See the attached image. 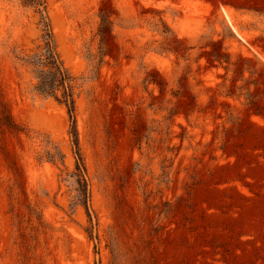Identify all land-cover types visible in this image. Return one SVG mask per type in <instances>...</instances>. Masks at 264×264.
<instances>
[{
  "label": "rangeland",
  "instance_id": "1",
  "mask_svg": "<svg viewBox=\"0 0 264 264\" xmlns=\"http://www.w3.org/2000/svg\"><path fill=\"white\" fill-rule=\"evenodd\" d=\"M43 1L77 78L90 209L69 207L78 149L67 107L32 100L9 68L2 90L32 138L0 133V264H17L5 147L24 168L30 200L72 241L68 256L55 239L50 256L42 245L41 264H264V0ZM21 4L0 0V39L39 51V14ZM98 29L115 38L96 79L87 56ZM146 131L157 142L143 158ZM47 135L65 165L38 160ZM93 224L99 239L86 232Z\"/></svg>",
  "mask_w": 264,
  "mask_h": 264
},
{
  "label": "trees",
  "instance_id": "2",
  "mask_svg": "<svg viewBox=\"0 0 264 264\" xmlns=\"http://www.w3.org/2000/svg\"><path fill=\"white\" fill-rule=\"evenodd\" d=\"M23 7H29L39 14V27L41 29V38L43 48L39 51H25L16 41L6 36L0 39V133L21 138L25 134L32 138L26 127L18 123L11 111L10 105L2 90V82L5 80L6 72L12 69L22 85V92L29 95L32 100L40 98L42 100L54 99L65 104L72 122L71 133L73 142L78 149V158L75 172L68 174L69 177H75V185L70 199V210L75 213L78 206H84L90 209L91 192L89 189V180L87 169L82 161L80 152V141L77 127L76 113V83L77 78L70 72L61 60L57 49L56 41L51 25V20L46 10V4L43 0H22ZM114 29L103 31L98 29L94 34L97 39L98 49L91 51L90 66L98 78L101 66L105 63L106 57L111 55L108 52L110 38ZM129 40H126L128 42ZM114 42V41H113ZM112 42V43H113ZM107 47V48H106ZM222 63L221 57L215 59ZM156 83L155 80H148V83ZM4 83V82H3ZM159 84V83H158ZM161 87V84H159ZM175 112L171 113V117ZM170 117V118H171ZM162 120L153 119L154 123L161 125L162 121L169 120V117H162ZM154 131V130H152ZM151 131V132H152ZM157 130L158 134L162 133ZM151 132L146 131L138 134L137 143L142 157H147L153 152L154 144L157 142ZM167 136L171 134V124L168 125ZM4 149L5 161L8 162V168L12 173L7 186V197L9 200V214L12 221V232L9 237V251L16 259L17 264H41L39 261L41 254L39 249L44 246L48 250L47 256H50L49 240L55 239L61 245L68 256L71 247L70 236L63 231L51 226L44 218L41 208L38 204L32 202L25 189V172L18 160L10 154V151ZM40 162L61 163L65 165L66 154L62 147L55 142L51 136L47 135L42 152L38 157ZM162 182L167 183L166 180ZM92 224V217L90 216ZM94 224L86 232L90 238L99 239L98 234H94ZM45 254V256H46ZM35 260V262H33Z\"/></svg>",
  "mask_w": 264,
  "mask_h": 264
}]
</instances>
